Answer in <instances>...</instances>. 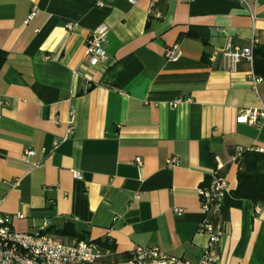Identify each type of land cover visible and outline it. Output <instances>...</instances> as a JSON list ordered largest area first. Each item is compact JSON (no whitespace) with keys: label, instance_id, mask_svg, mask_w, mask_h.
I'll return each mask as SVG.
<instances>
[{"label":"crops","instance_id":"obj_1","mask_svg":"<svg viewBox=\"0 0 264 264\" xmlns=\"http://www.w3.org/2000/svg\"><path fill=\"white\" fill-rule=\"evenodd\" d=\"M101 22L109 58L91 65L85 44ZM253 36L264 45V0H0V211L12 228L201 264L199 189L219 155L215 264H264V206L232 196L242 153H264V117L236 121L264 106V79L221 55ZM174 44L176 61L164 55Z\"/></svg>","mask_w":264,"mask_h":264},{"label":"built area","instance_id":"obj_2","mask_svg":"<svg viewBox=\"0 0 264 264\" xmlns=\"http://www.w3.org/2000/svg\"><path fill=\"white\" fill-rule=\"evenodd\" d=\"M134 2V0H129ZM33 13H31L32 16ZM254 20V13L250 12ZM108 33L106 23H99L86 40L84 56L91 65L105 63L108 54L104 49ZM257 39L252 37L249 45L239 47L230 41L221 50L223 66L235 69L241 60L253 63V49ZM165 58L176 61L180 56L177 44L165 50ZM251 80L256 83L262 80L254 72H251ZM259 117H264V106L245 109L236 121L239 123L253 124ZM237 156L243 149L237 147ZM32 149H25L24 155H33ZM215 171L210 173V181L207 186L199 189V198L203 218L199 224V231L204 233L208 242L203 249L200 259L201 264H215L219 259L216 246L219 243L223 230L218 215L222 207V199L227 191V181L220 173L225 163L214 155ZM141 163L139 157L136 158ZM174 158L167 160L171 166ZM75 177L80 174L73 172ZM3 199L0 198V206ZM46 224L39 227L35 233L17 232L11 226V217L0 211V264H190L184 257L170 255L156 246H136L130 250L126 258H116V251L108 244L90 239H81L73 242H64L54 235L46 232Z\"/></svg>","mask_w":264,"mask_h":264},{"label":"trees","instance_id":"obj_3","mask_svg":"<svg viewBox=\"0 0 264 264\" xmlns=\"http://www.w3.org/2000/svg\"><path fill=\"white\" fill-rule=\"evenodd\" d=\"M253 71L264 79V45L253 49ZM232 196L251 200L255 204L264 206V153L250 150L244 151L239 159L237 184ZM56 234H64L57 230ZM84 237L78 236V240Z\"/></svg>","mask_w":264,"mask_h":264}]
</instances>
